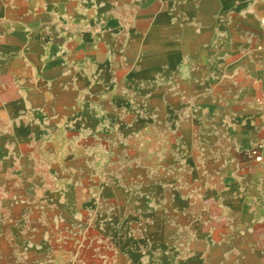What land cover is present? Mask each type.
Listing matches in <instances>:
<instances>
[{
	"label": "rangeland",
	"instance_id": "obj_1",
	"mask_svg": "<svg viewBox=\"0 0 264 264\" xmlns=\"http://www.w3.org/2000/svg\"><path fill=\"white\" fill-rule=\"evenodd\" d=\"M115 1L86 0L74 56L33 77L26 109L0 121V255L32 247L41 264H106L136 249L145 258L198 191L164 85L153 26L163 13Z\"/></svg>",
	"mask_w": 264,
	"mask_h": 264
},
{
	"label": "crops",
	"instance_id": "obj_2",
	"mask_svg": "<svg viewBox=\"0 0 264 264\" xmlns=\"http://www.w3.org/2000/svg\"><path fill=\"white\" fill-rule=\"evenodd\" d=\"M145 3L163 13L153 26L162 29L164 85L180 108V139L196 159L197 175L186 177L198 191L162 248L106 264H264V0ZM85 21L86 0H0L2 123L26 109L33 77L74 56L75 24ZM254 147L259 160L247 155ZM25 251L1 254L0 264H41Z\"/></svg>",
	"mask_w": 264,
	"mask_h": 264
},
{
	"label": "built area",
	"instance_id": "obj_3",
	"mask_svg": "<svg viewBox=\"0 0 264 264\" xmlns=\"http://www.w3.org/2000/svg\"><path fill=\"white\" fill-rule=\"evenodd\" d=\"M259 25L260 27L264 30V17H262L259 21ZM251 155L254 156V158L256 160H259L261 158V155L259 154V150H257L256 148H252L250 151Z\"/></svg>",
	"mask_w": 264,
	"mask_h": 264
},
{
	"label": "bare ground",
	"instance_id": "obj_4",
	"mask_svg": "<svg viewBox=\"0 0 264 264\" xmlns=\"http://www.w3.org/2000/svg\"><path fill=\"white\" fill-rule=\"evenodd\" d=\"M70 194L69 193H66L65 195H64V197H63V199H65L66 201H70ZM141 204H143V203H141ZM121 244V243H120Z\"/></svg>",
	"mask_w": 264,
	"mask_h": 264
}]
</instances>
